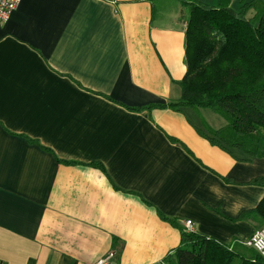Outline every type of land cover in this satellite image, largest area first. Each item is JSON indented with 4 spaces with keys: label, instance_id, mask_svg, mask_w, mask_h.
<instances>
[{
    "label": "crops",
    "instance_id": "0c3cea01",
    "mask_svg": "<svg viewBox=\"0 0 264 264\" xmlns=\"http://www.w3.org/2000/svg\"><path fill=\"white\" fill-rule=\"evenodd\" d=\"M183 1L22 0L0 23L1 264H161L181 243L163 216L227 244L261 226L239 217L264 158L191 109H129L181 97Z\"/></svg>",
    "mask_w": 264,
    "mask_h": 264
},
{
    "label": "trees",
    "instance_id": "16d2710c",
    "mask_svg": "<svg viewBox=\"0 0 264 264\" xmlns=\"http://www.w3.org/2000/svg\"><path fill=\"white\" fill-rule=\"evenodd\" d=\"M231 4L232 0H219L216 5L200 0L183 1L187 71L178 82L181 97L129 109L168 108L177 112L191 109L200 119L195 129L211 144L241 160L262 159L264 0H242L239 10ZM205 109L221 116L225 126L211 128L201 116ZM250 184L264 186V179L255 178ZM163 219L180 229L181 243L161 264H264L257 250L238 240L221 243L201 233L186 231L174 219L165 216ZM239 219H257L264 225V197L256 208L243 212Z\"/></svg>",
    "mask_w": 264,
    "mask_h": 264
},
{
    "label": "built area",
    "instance_id": "2783aa9c",
    "mask_svg": "<svg viewBox=\"0 0 264 264\" xmlns=\"http://www.w3.org/2000/svg\"><path fill=\"white\" fill-rule=\"evenodd\" d=\"M21 1L22 0H0V23L9 20L12 12L16 10ZM185 227L186 231L194 232L193 222L191 220L185 222ZM244 244L257 250L264 258V225L258 227ZM113 259H115V254L111 252L106 257L97 259L94 264H118Z\"/></svg>",
    "mask_w": 264,
    "mask_h": 264
},
{
    "label": "rangeland",
    "instance_id": "374dc122",
    "mask_svg": "<svg viewBox=\"0 0 264 264\" xmlns=\"http://www.w3.org/2000/svg\"><path fill=\"white\" fill-rule=\"evenodd\" d=\"M241 1L242 0H232V8H234L235 10H239L240 8V5H241ZM249 1V0H247ZM203 116L204 118L211 124V128L212 127H223L225 126V121L224 119L217 115L215 112L211 111V110H208V109H205L203 110ZM193 116V115H191ZM193 118H195V116H193Z\"/></svg>",
    "mask_w": 264,
    "mask_h": 264
}]
</instances>
